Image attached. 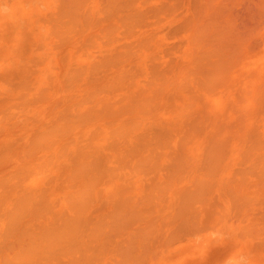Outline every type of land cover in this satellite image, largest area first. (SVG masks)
I'll list each match as a JSON object with an SVG mask.
<instances>
[{
	"label": "bare ground",
	"instance_id": "obj_1",
	"mask_svg": "<svg viewBox=\"0 0 264 264\" xmlns=\"http://www.w3.org/2000/svg\"><path fill=\"white\" fill-rule=\"evenodd\" d=\"M183 2L11 0L1 4L7 15L19 14L21 23L27 24L33 38L30 47L43 45L48 55L62 57L55 63L62 64L58 67L63 72L59 70L60 82L53 78L54 58L41 51L47 60L41 62V54L37 60L33 56L40 69L31 73V64L38 68L28 60L32 55L23 59L16 52L24 63L29 61L32 76L21 64H17L21 69L0 75L5 86L11 84L5 78L13 81L10 90L6 87L13 92L10 100L5 93L3 99L0 96L9 100L6 105L0 101V264H183L187 253L174 260L167 256L170 250L173 253V242L178 245L176 238L187 237L189 246L199 247V241L212 235L231 233L240 240H235L234 248L245 241L248 250L261 249L260 257L264 253V214L259 216L264 205L255 212L259 218L249 217L255 210L249 214L252 204L264 203V0H185L187 9ZM49 9H54L53 15L45 14ZM174 19L180 21L173 32L179 46L169 43L175 48L171 52L170 46L167 54L166 39L162 53L159 44L167 34L161 36V31ZM150 24L156 32L164 28L158 33L160 39L148 30ZM171 24L166 32L174 38ZM34 40L39 43L33 45ZM253 41L261 47L252 48ZM158 53L172 59L164 60L165 65L170 63L167 70L159 66ZM171 53L180 56V62ZM12 56L5 62H12ZM249 56L255 58L254 65L247 62ZM140 179L142 190L152 186L143 190L146 193L137 191L133 195L137 198L130 195L133 200L119 198L122 188L118 198L110 196L122 180L130 183L128 193L135 185L139 190ZM216 182L217 192L227 190L221 197L217 193L218 200L213 192ZM214 206H220L218 212L214 213ZM209 209L216 214L214 218L211 214L214 222L208 213L210 221L206 216L203 223L199 211ZM96 210L99 213L93 216ZM162 211L168 213L162 217L170 216L163 220H170L172 227L164 225L162 217L156 219ZM226 216L235 220L229 223ZM153 219L159 220L158 227ZM207 223L213 224L211 229ZM167 226L174 234H168ZM181 245L174 248L190 249ZM253 257L250 264L259 262Z\"/></svg>",
	"mask_w": 264,
	"mask_h": 264
},
{
	"label": "rangeland",
	"instance_id": "obj_2",
	"mask_svg": "<svg viewBox=\"0 0 264 264\" xmlns=\"http://www.w3.org/2000/svg\"><path fill=\"white\" fill-rule=\"evenodd\" d=\"M6 1L9 2V1H11V0H6ZM1 2H2V3H1ZM7 2H5V0H4V2L1 0V1H0V5L3 4V3L5 4V3H7ZM184 2H185V0H184ZM184 2H183V4H182L183 6H184V4H185ZM10 3H11V2H10ZM163 3H164V2H163ZM7 5L9 6V3H8ZM186 5H188V4H185V6H186ZM246 5H247V4H246ZM1 6H3V8H5V9H4L5 11H1V10H3V9L0 10V15H3V14H4L3 16L0 17V21L3 19V22L1 21V23H0V42H1V43L3 42V44L0 43V58H2L3 56H5V53H6V56L3 57L2 60L0 59V63H1V61H2L1 64L4 65V66L6 65V66H5V68H2V66H0V69H1V70H0V75H1V73H3V71H7L8 69H10V70H11V69H15V68H16V69H19V68H20V65L18 66L17 64H21V67H23V69H25L24 71H26V73L23 72V70H22V71H19V72H23V74L25 73L27 76H29V74L32 76L31 73H33V72L35 73L36 71H38V70L40 69V66H38L40 63L38 62V64H37V61H35V63L37 64V65H35V64H34V60H33L34 58H32V57L36 55V60H37V56H38L39 54H41V51H42V53H46V52L48 53L49 50L46 51V52H44L45 49L43 48V45L41 46V47H42L41 49H39L38 47H36V46L38 45L37 43H39V42L36 43L35 40H34L35 43H33V45H34V44H37V45H34L36 48H35L33 45H32V46H33L36 50H34L33 47H30L29 44H32V43H29V42H30V40H31L30 37H32V35L30 34V31H29V29H28V27H27V24H25V22H23V21H22V23H21V21H20L21 19L19 18V14H16V15H18V16L14 15L15 13H14L13 15H12V14H11V15H7V14H6L7 7H5V5H1ZM185 6H184V7H185ZM238 7H239V6H237V8H238ZM182 8H183V7H182ZM185 8L187 9V6H186ZM185 8H184V11H183L184 13H185V11H187ZM235 8H236V7H235ZM241 8H242V7L240 6V9H241ZM246 8H247V7H246ZM180 9H181V8H180ZM238 9H239V8H238ZM243 9H244V8H243ZM241 10H242V9H241ZM47 11H49L50 13H49V12H48V13H45L46 15H47V14L53 15V14H51V11H54V9H49V10H47ZM179 11H180V10H179ZM245 11H246V9H245ZM183 12H182V14L179 15V16H181V19H182V17H183V16H182V15H183ZM238 12L241 13L240 10H238ZM243 12H244V10H243ZM243 12H242V13H243ZM16 13H17V12H16ZM177 13H179V12L177 11ZM187 13H188V12H186V15H185V14H184V15L187 16ZM177 15H178V14H177ZM9 16H11L12 18H11V17L9 18ZM13 16H14V17H13ZM179 16H178V17H179ZM2 17H4V18H2ZM5 17H6L7 19H6ZM176 17H177V16H176ZM178 17H177V18H178ZM179 18H180V17H179ZM183 18H184V17H183ZM5 19H6L8 22H7V21H4ZM9 19H12V20L9 21ZM153 19H154V18L150 17L148 20H149V22H150V20L153 21ZM181 19H180V20H181ZM174 20H176V19H174ZM152 21H151V22H152ZM6 22H7V23H6ZM149 22H148V23H149ZM151 22H150V23H151ZM162 22H163V23H162ZM162 22H161L159 25H161V24H162L163 26L166 25V24H164V21H162ZM174 22H175V24H174ZM174 22H173V25L171 24L172 22H171V23L168 22L169 25H167V26L169 27L170 24H171V25H172V26H171L172 29H173V26H174L173 31L171 30V27L169 28V30H171V33H172V35L174 36V38H172L171 36H167V35H171V34L169 33L170 31H169V32H166V30L168 29V27H167L166 30H165L164 28H162V29H159V31L157 30V32L155 31V29H152V28H154V27H150L151 24L148 25V26H149V27H148L149 29L146 28V29H148V30H150V28H151L150 31H153V32L155 31L156 34H157V35H155V36H156V37H159V39L161 38L162 35L165 36V34H167V35H166L167 38H166V36H165V37L163 38L164 40H162L161 44H159V46L162 47V48H161V47L159 48L160 50L162 49V50H161L162 53H163V51H164L165 49H167V48H168L167 51L165 50L164 52H166V53H167V52H170V50H171V49H169V47L171 46L170 44H172V42L175 43L176 40H177V38H178V37H176V36L173 34V32H174V31L177 32L175 26H177V24L180 23V21H179V20H176V21H174ZM176 22H178V23L176 24ZM181 22H182V21H181ZM184 22H185V21H184ZM3 23H4V24H3ZM5 23L8 24V26H7ZM182 24H183V23H182ZM23 25H25V27H24ZM159 25H158V26H159ZM162 25H161V26H162ZM180 25H181V24H180ZM180 25H179V28L177 27L179 31H180ZM183 25H184V24H183ZM2 26H3V27H2ZM161 26H160V27H161ZM163 26H162V27H163ZM1 27H2V28H1ZM8 27H9V28H8ZM146 27H147V26H146ZM3 28H5V29L3 30ZM155 28H157V24H156V27H155ZM158 28H159V27H158ZM158 28H157V29H158ZM1 29H2V30H1ZM163 29H164L165 32H164V31H161V36H160V34H158V33H160V30H163ZM181 29H183V28H181ZM23 30H24V31H23ZM21 31H23V32H21ZM167 31H168V30H167ZM8 32H10V34H8ZM19 32L22 33V34H19V36H18V33H19ZM155 32H154V33H155ZM162 32H164V33H162ZM16 34H17V35H16ZM24 34H25L26 36H25ZM29 34H30V35H29ZM22 35L25 36V37H22ZM27 35H28V36H27ZM258 35H259V33H258ZM262 35H264V34H262ZM3 36H4L5 40H4V38H2ZM20 36H21V37H20ZM260 36H261V35H260ZM260 36H259V37H260ZM169 37H171V39H169ZM252 37H253V36H252ZM252 37H251V38H252ZM254 37H255V35H254ZM254 37H253V38H254ZM6 38H7V39H6ZM22 38H23V39H22ZM40 38H41V37H40ZM251 38H250V41H252ZM10 39H11V40H10ZM157 39H158V38H157ZM166 39H167V41H166ZM262 39H264V36H262ZM262 39H261V40H262ZM1 40H4V41H1ZM18 40H19V41H18ZM23 40H24V41H23ZM27 40H28V41H27ZM38 40H39V39H38ZM42 40H43V39H42ZM44 40H45V39H44ZM254 40H255V39H254ZM256 40H257V36H256ZM258 40H259V39H258ZM5 41H6V42H5ZM32 41H33V38H32V40H31V42H32ZM39 41L41 42V40H39ZM164 41L167 42V45L165 44V48H164V46H162V43H165ZM178 41H179V40H178ZM19 42H23V43H19ZM24 42H25V44L30 48V49L28 48V49H29L28 51H27V49H26V45H24ZM42 42H43V41H42ZM179 42H180V41H179ZM258 42H259V41H258ZM43 43H44V42H43ZM43 43H41V44H43ZM47 43H48V42H47ZM169 43H170V44H169ZM177 43H178V42H177ZM254 43H255V41L251 42V46H252ZM256 43H257V42H256ZM262 43H264V41H262ZM175 44H176V43H175ZM175 44H173V45H175ZM258 44H261V43L259 42ZM163 45H164V44H163ZM168 45H169V46H168ZM254 45H255V44H254ZM166 46H167V48H166ZM176 46L178 47L179 44H176ZM255 46H256V45H255ZM259 46L261 47V45H259ZM259 46H256L255 48H257V47H259ZM10 47H11V48H10ZM172 47H173V46H171V48H172ZM177 47H176V48H177ZM12 48H13V49H12ZM23 48H24V49H23ZM31 48H32V49H31ZM37 48H38L39 50H37ZM163 48H164V50H163ZM174 48H175V47H174ZM174 48H172V51H171V52H174V51H173ZM252 48H253V46H252ZM14 49H15V50H14ZM9 50H11V53L14 54V57L12 56V57L14 58V60H13L12 62L9 60V61L6 63L4 58H6V57L8 58L9 56L11 57V55H12V54L10 53ZM31 50H32V51H31ZM33 50H34V51H33ZM50 50H51V49H50ZM57 50L59 51V49H57ZM12 51H14L15 53L12 52ZM26 51H27V52H26ZM62 51H63V50H62ZM158 51H159V50H158ZM7 52H8V53H7ZM16 52H17V54L20 55L21 57H22V56H25L23 59L27 58L26 56H30V54H31L32 56H31L30 58L28 57V60L30 59V61H31L35 66L38 67V68L35 67L37 70L33 71L34 66H33V65L31 64V62H30L31 65H30L29 68H31L30 70H32V71H30L31 73L29 72V74H28V69H29V68H28V65H29L28 63H29V61L26 60V61H28V63H24L25 60H23L20 56L15 55ZM51 52H52V50H51ZM56 52H57V51H56ZM60 52H61V50H60ZM60 52H59V53H60ZM63 52H64V51H63ZM63 52H62V53H63ZM159 52H160V51H159ZM47 53H46V54H47ZM52 53H53V52H52ZM52 53H51V54H52ZM160 53H161V52H160ZM160 53H158V55L160 56V57L158 56V58H160L158 62L161 63V64H159V66H161V68H163V66H165V67H166V70H167V67L169 68V64H170L169 62H170V60H172V59L170 58V60H169V59H168L169 57H166V58H165V56H164V55L162 56V55H161L162 53H161V54H160ZM166 53H165V55H166ZM9 54H11V55H9ZM46 54H45V55H46ZM48 54H49V53H48ZM48 54H47L46 56H44V57H47V58H51V57H52V58H54V60L51 59V61H52L54 64L50 61V62L52 63L51 67L53 66V68L50 69V73H51V75H54L53 78L55 77L56 80L58 79L57 81H59V80L61 81V79H59V77L62 76V75H60V71H62V67H61V70H60V69H59L60 67H58V65H60L59 62H57V63H55V62H56V61H59L60 59H62V57H61L62 54H61V55L59 54L58 57H61L59 60H56V59H58V58H56V56L58 55L57 53H55V54H57L56 56L54 55V53L52 54L53 56H52L51 54H50V55H48ZM167 54H168V53H167ZM8 55H9V56H8ZM42 55H43V54H41L40 56L43 57ZM16 56L20 57L21 60H22L23 62H21V60H20V62H19V61H18L19 59H18V57H17V59H16ZM48 56H49V57H48ZM99 56H100V55H99ZM99 56H98V57H99ZM161 56L164 57L165 59H164V58L162 59ZM167 56H168V55H167ZM169 56H170V55H169ZM171 56L178 57V56H175L174 54L172 55V53H171ZM10 57H9V59H11ZM44 57H43V58H44ZM174 57H173V58H174ZM179 57H180V56H179ZM179 57H178V58H179ZM7 58H6V59H7ZM13 58H12V59H13ZM31 58H32V60H31ZM43 58H41V60H40L41 62H42V60H45V59H46V58H44V59H43ZM96 58H97V57H96V55H95V59H96ZM178 58H177V59H178ZM247 58H248V57H247ZM251 58H252V57L249 56V58L247 59V60H248L247 62H249L251 65H254V64L256 63L255 58H254V57H253L252 59H251ZM3 59H4V61H3ZM98 59H100V57H99ZM167 59L169 60V62H167V63H169V64H166V65H165L166 61L164 62V60H167ZM180 59H181V57L179 58V61H178V62H180ZM249 59H250L251 61H249ZM253 59H254V60H253ZM46 60H47V59H46ZM252 60H253V61H252ZM38 61H39V60H38ZM60 61H62V60H60ZM4 62H5V63H4ZM173 62H175V60H174ZM173 62H172V63H173ZM60 63H61V62H60ZM148 63H149V62H148ZM172 63H171V65H172ZM175 63H176V62H175ZM22 64H23V65H24V64H25V65L28 64V65H26V66H25L26 68H25ZM176 64H177V63H176ZM16 65H17V66H16ZM54 65H56V66L54 67ZM61 65H62V64H61ZM61 65H60V66H61ZM167 65H168V66H167ZM4 66H3V67H4ZM173 66H174V64L172 65V67H173ZM17 67H18V68H17ZM56 67H57L58 69H57ZM165 67H164V69H165ZM172 67H171V68H172ZM6 68H7V69H6ZM35 68H34V69H35ZM55 68H56L58 71H57ZM171 68H170V69H171ZM4 69H6V70H4ZM16 69H15V70H16ZM20 69H21V68H20ZM10 70L8 71L10 75H11L12 72L16 74V72H14L13 70H12V72H11ZM59 70H60V71H59ZM17 72H18V71H17ZM54 72H55V73H54ZM62 72H63V71H62ZM62 72H61V74H62ZM4 74H7V72H4ZM4 74H2V76H3ZM18 74L20 75V73H18ZM25 74L23 75V77L26 76ZM35 74H36V73H35ZM35 74H33V75H34V76H37V75H35ZM49 75H50V74H49ZM51 75H50V78L52 79ZM55 75H56V76L58 75V77H56ZM59 75H60V76H59ZM2 76H1V77H2ZM4 76H6V75H4ZM8 76H9V75H8ZM12 76H13V75H12ZM14 76H15V75H14ZM21 76H22V74H21ZM6 77H7V76H6ZM3 78H5V77H3ZM7 78H8V77H7ZM11 78H12V77H11ZM11 78H10V76H9V79H11ZM13 78H15V77H13ZM13 78H12V79H13ZM16 78H17V77H16ZM0 79H1V78H0ZM2 80H3V79H2ZM4 80H5L4 82H6V83H8V84H9V83L12 84V82H13V81H11V80H10V81H11V82H10V81H9L8 79H6V78H5ZM46 80H47V79H46ZM46 80H44V81L46 82ZM49 80H50V79H49ZM49 80H47V81H48V83L46 82L47 84H49ZM56 80H55V81H54V80H51L50 82H52V84H54V83H56ZM44 81H43V82H44ZM53 81H54V82H53ZM60 81H59V82H60ZM1 82H2V83H1ZM45 82H44V83H45ZM44 83H40L39 85H44ZM2 84H4L3 81H0V86L2 87V88L0 89V94H1L0 96L2 97V99H3L5 96H6L5 98H9V97H11L13 92H10V91L8 92V90H10V88H8V87H9V85H10V86H12V85L9 84V85L5 86V84H4V85H3L4 87H3ZM52 84H50V85H52ZM59 84H60V83H59ZM45 85H46V84H45ZM50 85H48V86L46 85L47 87H45V88H48ZM53 86H54V85H53ZM58 86H59V85H58ZM6 87L8 88L7 91H6ZM50 87H52V86H50ZM56 87H57V85H56ZM56 87H52V88H56ZM3 88H5V90H3ZM57 88H58V87H57ZM5 91H6V92H5ZM1 92H2V93H1ZM3 93H5V96H4ZM3 96H4V97H3ZM7 96H8V97H7ZM2 99H0V101H1ZM9 100H10V98H9ZM9 100L7 99V100H5V101H9ZM5 101L2 100V103L5 104V103H4ZM0 104H1V103H0ZM6 104H7V103H6ZM6 104H5V105H6ZM1 106H2V105H1ZM3 106H4V105H3ZM0 109H1V107H0ZM143 179H144V178H143ZM145 179H146V178H145ZM146 180H148V181H147V183H148V182H149V178L146 179ZM146 180H144V181L146 182ZM150 180H152V179H150ZM234 181H235V180H234ZM147 183H146V184H147ZM149 183H150V182H149ZM149 183H148V185H149ZM129 184H130V183H129ZM129 184H128V183H124L123 180L120 181V183L117 184V185L114 187V189L111 191L112 193L110 192V196L113 197V198H114V197L118 198L119 196H120L121 198H122V196H124V198H126L125 196H128V197H127L128 199H129V198L132 199L131 197H132L137 191L141 193V191L143 192V190L146 189V188H144V189L142 190L143 180L140 179L139 182L136 183V184H139V185L141 186V188H140V186H138V189H139V190H136V189H135V186H136V185H135L134 188H133V189H135V190H133V189L131 190V187H130V191H132V192H131V193H128V192H129V191H128V190H129ZM151 184H152V183H150V185H151ZM126 185H127V186H126ZM215 185H216V186H215ZM215 185H214V186H215L216 189H217V190H215V189L213 190V192H215V193H214L215 196L218 195L217 193H219V197L223 196V194H225V192H226L227 190L225 191V189L222 188V189H224V192L221 194V192H217L218 190H220L219 187L217 186V182H216ZM124 186L127 187V188L124 189ZM131 186H132V185H131ZM143 186H145V185H143ZM146 186H147V185H146ZM220 186H221V185H220ZM148 187H149V186H147L146 192L149 191V190H150L149 188L152 187V186H150L149 188H148ZM215 187H214V188H215ZM217 187H218V188H217ZM122 188L124 189V191H123ZM118 189H122V191H121V194H122V195H120V193H119L120 191H118ZM212 189H213V188H212ZM226 189H227V188H226ZM140 190H141V191H140ZM116 191H117V193H116ZM114 192H115V193H114ZM146 192L144 191L143 193H146ZM213 192H211V193H213ZM113 193H114V194H113ZM118 193H119V194H118ZM143 193H141V194H143ZM171 193L173 194V193H175V192H171ZM171 193H170V194H171ZM117 194H118V197H117ZM172 194H171V195H172ZM175 194H176V193H175ZM175 194H174V195H175ZM214 194H213V195H214ZM220 194H221V196H220ZM108 195H109V194H108ZM130 195H132V196H130ZM136 195H138V197L141 196L139 193L136 194ZM176 195H177V194H176ZM176 195H175V196H176ZM210 196H211V197H214V196H212V195H210ZM120 197H119V198H120ZM163 197H164V195H163ZM168 197H169V195H168ZM172 197H173V195H172L170 198H172ZM216 197H217V198H216ZM216 197H215V199L218 200L219 197H218V196H216ZM108 198H110V197H108ZM108 198H107V200H109ZM133 198L135 199V198H137V197H136V196H135V197L133 196ZM165 198H166V197H165ZM176 198H177V197H176ZM223 198H224V197H223ZM223 198H222L221 200H223ZM114 199H115V198H114ZM162 199H164V198H162ZM172 199H173V198H172ZM224 199H225V198H224ZM132 200H133V199H132ZM164 200H165V199H164ZM166 200H167V199H166ZM110 201H111V202L113 201L112 198L110 199ZM169 201H170V200H169ZM211 201H212V203H213V200H212V199H211ZM161 202L164 203L163 200H161ZM161 202L158 201L159 204H160ZM171 202H173V200H171L170 203H171ZM214 202H215V200H214ZM216 202H217V201H216ZM165 203H167L168 205H170V204L168 203V201L165 202ZM218 203H221V202L218 201ZM202 204H203V203H202ZM202 204H201V205H202ZM206 204H207V203H205V205H206ZM208 204H209V206H210V203H209V202H208ZM254 204H255L256 206L252 204L251 209H250V210L247 209V210L250 211L249 214L253 213V211H254V214H255L256 210H258V211H262V208H264V207L261 206V205H264V203H260V204L258 203L259 205H257V203H254ZM165 205H166V204H165ZM168 205H167V206H168ZM201 205H200V206H201ZM205 205H203V206H205ZM215 205H216V204H215ZM219 205H220V204H219ZM149 206H150V205H149ZM151 206H152V205H151ZM151 206H150V207H151ZM158 206H159V205H158ZM163 206H164V204H163ZM206 206H207V205H206ZM209 206H208V207H209ZM250 206H251V205H250ZM250 206H249V207H250ZM253 206H255V207H253ZM259 206L262 207L261 210H260V207H259ZM150 207H149V208H150ZM152 207H153V206H152ZM154 207H155V206H154ZM170 207H171V206H170ZM197 207H198V206H197ZM201 207H202V206H201ZM210 207H211V206H210ZM215 207H216V206H214V208H215ZM219 207H220V206H219ZM219 207H218V209H220ZM147 208H148V207H146V209H147ZM149 208L147 209V211L149 210ZM165 208H166V207H165ZM202 208H203V207H202ZM211 208H212V207H211ZM252 208H255V210L252 211ZM256 208H259V209H256ZM151 209H152V208H151ZM153 209H154V208H153ZM153 209H152V210H153ZM196 209H197V208H196ZM199 209H200V207H198L197 210H199ZM207 209H208V208H207ZM216 209H217V208L213 209L214 213H215V211L218 212V209H217V210H216ZM152 210H151V211H152ZM154 210H155V209H154ZM154 210H153V212H154ZM167 210H168V209H167ZM167 210H163V211H167ZM203 210H204V209H203ZM203 210H202V211H199V212H200L199 215H201V217H202V219H203V223H205V222H204V221H205L204 219H205L206 216H207V218H206L207 221H206V222H208V221H210V220L208 219V217L210 218L211 214H212L213 218H214L215 215H216V214H214L213 212H211L210 209H209L210 212H208V210H206L207 212H206V211L203 212ZM93 211H94V210H93ZM163 211H162L161 213H160V212L158 213V214L161 215V216H158L156 219H160V217H162V215L165 214ZM195 211H196V210H195ZM251 211H252V212H251ZM258 211H257V213H258ZM96 212H97V213H95V212L92 213L93 216H94V215H97V214L99 213V211H97V210H96ZM169 212H170V210L168 211V213H169ZM168 213L165 214V215H168ZM208 213L210 214V216L207 215ZM170 214H171V213H169V215H170ZM197 214H198V212H197ZM197 214H196V215H197ZM203 214H205V215H203ZM213 214H214V215H213ZM254 214L249 215V217L252 216L251 218L254 217L253 219H255V217H256V218H259V216H261V214H264V213H261V212H260V215H259V216H258L257 214H255L256 216H254ZM196 215H195V216H196ZM199 215H198L197 218L200 217ZM228 215H230V214H228ZM153 216H154V213H153ZM170 216H171V215H170ZM170 216H168V217L170 218ZM203 216H204V217H203ZM212 216H211V218H212ZM217 216H218V215H217ZM217 216H216V217H217ZM155 217H156V216H155ZM165 217H166V216L162 217L161 220L164 221L163 218H165ZM168 217H166L165 219H168ZM226 217H228V220H229V216H226ZM231 217H233V216H230V218H231ZM171 218H172V216H171ZM171 218H170V219H171ZM213 218H212V222H214V221H213ZM221 218H222V217H221ZM224 218H225V217H224ZM224 218H223V219H224ZM156 219H155V221H156L157 223H160V222H158L159 220H156ZM172 219H173V218H172ZM202 219L199 218V219H197V220H198V221L201 220L200 222H201V224H203V223H202ZM217 219H218V217H217ZM217 219H216V220H217ZM225 219H226V218H225ZM253 219H252V220H253ZM230 220H231V222H232V220H235V219L231 218ZM230 220H229V223H231ZM155 221H154V219H153V222H154V223H155ZM168 221H169V223H167V221H166L167 224H166L165 221H164V222H163V223H165L164 225H168V224H169V226L172 227L173 224L170 225V220H168ZM198 221H197V222H198ZM220 221H221V219H220ZM222 221H224V220H222ZM225 221H226V220H225ZM171 222H172V221H171ZM215 222H217V221H215ZM157 223H155V224L157 225ZM173 223H174V222H173ZM176 223H177V222H176ZM198 223H199V222H198ZM251 223H252V221H251ZM138 224H139V223H138ZM201 224H198V225H201ZM214 224H216V223H214ZM220 224H221V223H220ZM136 225H137V224H136ZM136 225H135V226H136ZM139 225H140V224H139ZM139 225H137V226L139 227ZM143 225H144V224H143ZM156 225H155V226H156ZM158 225H159V224H158ZM158 225H157V227H158ZM164 225H163V227H165ZM174 225H175V223H174ZM204 225H206V228L208 227L209 229H211L210 227H211L213 224H212V225L210 224V225H209L210 227L207 226L208 223H207V224H204ZM140 226H141V225H140ZM179 226H180V225H179ZM179 226H178V227H179ZM201 226H203V225H201ZM138 227H137V228H138ZM141 227H142V226H141ZM161 227H162V225L160 224V228H161ZM173 228H174V227H173ZM176 228H177V227H176ZM203 228H204V227H203ZM208 228H207V229H208ZM167 229L169 230L168 226H167ZM167 229H166V230H167ZM171 229H172V228H171ZM177 229H178V228H177ZM177 229H176V230H177ZM179 229H180V227H179ZM157 230H158V229H157ZM157 230H156V231H157ZM161 230H162V229H161ZM166 230H165V231H166ZM173 230H175V229H173ZM159 231H160V230H159ZM165 231H164V232H165ZM177 231H178V230H177ZM160 232L162 233V231H160ZM170 232L172 233V230H169L168 234H170ZM233 233L235 234L236 232L234 231ZM164 234H165V233H164ZM168 234H166V235H168ZM172 234H174V232H173ZM163 236H164V235H163ZM168 236H170V238H171L172 235H168ZM238 236H239V235H238ZM173 237H174V236H173ZM179 238H180V237L176 238V239H177L176 244L178 243L177 246H179V248H180V245H181V244L183 245L184 243H186V244H184V246L181 245V247H182V248H183V247H184V248H190V249L193 248V250L191 249V250H192V251H191L190 249H188V251H187V249H186V250L183 251V249H182V250L180 251L179 248H177V249L174 248V247H177V246L175 245V242H173V245H172L173 247L170 245V248L172 247V250H173L174 256H173V253H170V252H172V251L169 249L170 251H169V253H168V255H167L169 260H170V259H173V260H174V259H177L178 257H182V258H183L184 255L187 253L188 257L191 256V257H189L190 259L187 260V261H188V262H187L188 264H193V263H194V264H220V263H221V264H236L237 261H241V259L244 258V257H249V258H250L251 256L253 257V256L255 255L254 257L257 256V257H256V258H257V261H259V262H257V263L255 262V263H256V264H264V257H262V256H264V253H261V257H260V255L257 254V253H259V250H261V249H259V248L256 247V250H254V251H252L251 249L248 250V248H249V247L247 248L248 242L245 243V241L242 240V241H244L243 244L245 243V244H244L245 247L243 246L242 242H238V243H240V245H238V243H237V244H236L237 246H235L236 248H234L232 244L235 243V240H236V241H240V240L237 239L238 237L236 238L235 236H233L232 233H231V234H224V235L222 234L221 236H220V235H217V236H216V235H212V239H209L210 241H209V240L199 241V247H197V246H193V245H192V246H189V245H191V244H190V241L188 240L187 237H185V238L181 237V238H183L184 240H182L181 238L179 239ZM219 239H220V240H219ZM225 239H226L227 241H226ZM230 239H231V240H230ZM239 239H240V237H239ZM242 239H243V238H242ZM247 239H248V238H247ZM248 240H249V239H248ZM248 240H246V241H248ZM179 241H180V242H179ZM182 241H183V243H182ZM184 241H185V242H184ZM186 241H187V242H186ZM253 241H255V240H253ZM204 242H205V243H204ZM251 242H252V241H251V239H250V240H249V244H250ZM180 243H181V244H180ZM171 244H172V243H171ZM203 244L205 245L204 248H203ZM252 244L255 245L254 242H252ZM257 244H258V243H257ZM257 244H256V245H257ZM174 245H175V246H174ZM200 245H201V246H200ZM231 245H232V247H233L235 250L233 249V251H231V250H232ZM254 245H251V244H250V246H253V248H254ZM258 245H259V244H258ZM248 246H249V245H248ZM229 247H230V248H229ZM241 248H242L243 250H241ZM250 248H252V247H250ZM260 248H262V245H261ZM178 249H179V251H178ZM254 249H255V248H254ZM258 249H259V250H258ZM175 250L178 251V252H182V251H183V252H182V253H178V252H175ZM189 250H190V251H189ZM247 250H248L249 253L247 252ZM250 250H251L252 252H250ZM257 250H258V251H257ZM194 251H195V252H194ZM201 251H202V252H201ZM227 251H228V253H227ZM229 251H230V252H229ZM188 252H189L190 255L188 254ZM190 252H192V253H190ZM232 252L235 253V254H233ZM253 252H255V254H253ZM262 252H264V251H262ZM201 253L203 254V256H202ZM236 253H237V254H236ZM170 254H171V255H170ZM183 254H184V255H183ZM226 254H227V255H226ZM169 255H170V256H169ZM175 255H177V256H175ZM187 255H185V257H186L185 260L188 258ZM221 255H224V256H222V258H221ZM225 255H226V256H225ZM258 255H259V256H258ZM171 256H172V258H169V257H171ZM192 256H194V257H192ZM254 257H253V258H254ZM191 258H192V259H191ZM193 258H196V259H193ZM256 258H255V259H256ZM259 258H260V260H259ZM232 259H233L235 262H234ZM185 260H183V264H187L186 262H184ZM219 261H220V262H219ZM253 261H254V260H253Z\"/></svg>",
	"mask_w": 264,
	"mask_h": 264
},
{
	"label": "clouds",
	"instance_id": "obj_3",
	"mask_svg": "<svg viewBox=\"0 0 264 264\" xmlns=\"http://www.w3.org/2000/svg\"><path fill=\"white\" fill-rule=\"evenodd\" d=\"M240 264H250V258L249 257L242 258Z\"/></svg>",
	"mask_w": 264,
	"mask_h": 264
}]
</instances>
